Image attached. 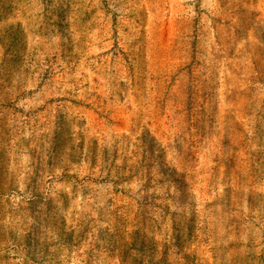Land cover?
Wrapping results in <instances>:
<instances>
[{
  "label": "rangeland",
  "instance_id": "1",
  "mask_svg": "<svg viewBox=\"0 0 264 264\" xmlns=\"http://www.w3.org/2000/svg\"><path fill=\"white\" fill-rule=\"evenodd\" d=\"M0 264H264V0H0Z\"/></svg>",
  "mask_w": 264,
  "mask_h": 264
}]
</instances>
